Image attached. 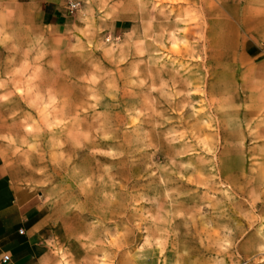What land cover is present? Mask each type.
<instances>
[{"label": "rangeland", "instance_id": "rangeland-1", "mask_svg": "<svg viewBox=\"0 0 264 264\" xmlns=\"http://www.w3.org/2000/svg\"><path fill=\"white\" fill-rule=\"evenodd\" d=\"M71 1L0 83L57 264H264V0Z\"/></svg>", "mask_w": 264, "mask_h": 264}, {"label": "crops", "instance_id": "crops-1", "mask_svg": "<svg viewBox=\"0 0 264 264\" xmlns=\"http://www.w3.org/2000/svg\"><path fill=\"white\" fill-rule=\"evenodd\" d=\"M246 9L251 0H235ZM68 0H0V83L9 69L12 50L18 54L31 48V54L41 49L65 47L73 26V14ZM243 9L244 25L254 21ZM255 18V17H254ZM120 20L114 29L121 28ZM247 33H257L249 28ZM21 56L18 61L20 63ZM264 64V59L259 65ZM5 92L0 88V96ZM4 107L0 100V264H57L53 242L65 239L50 205L52 186L31 178L28 170L9 155L3 136L9 135L4 122ZM7 260H3L4 256Z\"/></svg>", "mask_w": 264, "mask_h": 264}, {"label": "built area", "instance_id": "built-area-1", "mask_svg": "<svg viewBox=\"0 0 264 264\" xmlns=\"http://www.w3.org/2000/svg\"><path fill=\"white\" fill-rule=\"evenodd\" d=\"M67 5H68V7H69L70 10L76 6V4H75L73 1H71V0H68ZM7 259H8V256L5 255V256L3 257V260L5 261V260H7Z\"/></svg>", "mask_w": 264, "mask_h": 264}]
</instances>
